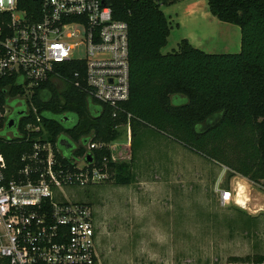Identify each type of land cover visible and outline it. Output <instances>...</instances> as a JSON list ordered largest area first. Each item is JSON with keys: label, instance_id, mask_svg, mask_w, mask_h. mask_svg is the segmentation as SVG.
I'll list each match as a JSON object with an SVG mask.
<instances>
[{"label": "trees", "instance_id": "obj_1", "mask_svg": "<svg viewBox=\"0 0 264 264\" xmlns=\"http://www.w3.org/2000/svg\"><path fill=\"white\" fill-rule=\"evenodd\" d=\"M176 1L108 0L113 17L128 26L129 96L121 102L122 110L113 116L108 105L89 97L83 61L57 63L52 75L26 100L30 113L18 116L19 134L0 138L9 175H18L24 165L22 155L32 151L37 133L26 132L24 126L35 122L34 106L40 117L36 123L47 129L52 143L58 177L75 171L73 158L84 152L81 142L88 137L100 145L90 151L89 168L102 173L117 169L109 145L118 126L128 124L132 138L149 128L264 185V0H206L213 16L239 27L238 52L208 53L182 38L177 49L163 53L171 26L161 6ZM17 6L31 15L40 3L20 0ZM54 78L61 81L60 89ZM2 81L13 84L15 78ZM16 93L22 90L11 86L10 94ZM209 120L213 122L204 126ZM62 138L69 149L59 144ZM228 263L263 264L264 254L232 257Z\"/></svg>", "mask_w": 264, "mask_h": 264}, {"label": "rangeland", "instance_id": "obj_2", "mask_svg": "<svg viewBox=\"0 0 264 264\" xmlns=\"http://www.w3.org/2000/svg\"><path fill=\"white\" fill-rule=\"evenodd\" d=\"M161 10L171 26L163 53L182 38L208 53L240 50L239 27L213 16L206 0H178ZM53 83L62 87L58 78ZM109 148L117 169L95 183L55 190L90 203L100 264H230L232 257L264 254V185L149 128L132 138L119 125ZM76 161L82 166L81 157ZM237 185L247 195L245 207L221 204L218 189Z\"/></svg>", "mask_w": 264, "mask_h": 264}, {"label": "built area", "instance_id": "obj_3", "mask_svg": "<svg viewBox=\"0 0 264 264\" xmlns=\"http://www.w3.org/2000/svg\"><path fill=\"white\" fill-rule=\"evenodd\" d=\"M18 2L0 0V138L9 137L4 133L11 129L12 108L19 103L26 107L19 115L30 113L25 104L35 88L57 63L71 59L85 64L89 97L116 116L129 96L128 26L113 17L108 0H39L31 15ZM7 76L15 78L13 84L2 81ZM13 85L22 93L11 95ZM31 108L35 122L26 123L24 130L37 134L32 151L22 155L18 175L7 173L0 153V264H100L91 205L55 193L61 185L95 183L105 176L86 160L100 145L90 137L81 142L84 152L73 158L75 171L58 177L47 129L36 123L40 117ZM14 130L12 137L19 134ZM218 191L221 204L245 207L248 198L239 185Z\"/></svg>", "mask_w": 264, "mask_h": 264}, {"label": "water", "instance_id": "obj_4", "mask_svg": "<svg viewBox=\"0 0 264 264\" xmlns=\"http://www.w3.org/2000/svg\"><path fill=\"white\" fill-rule=\"evenodd\" d=\"M12 123H13V120L10 119V120L8 121V126L10 127V126L12 125ZM59 144H60L61 146H63L64 148L70 147L69 142H68L66 139H64V138L60 139ZM87 161H88V162L91 161V156H90L89 154L87 155Z\"/></svg>", "mask_w": 264, "mask_h": 264}, {"label": "flooded vegetation", "instance_id": "obj_5", "mask_svg": "<svg viewBox=\"0 0 264 264\" xmlns=\"http://www.w3.org/2000/svg\"><path fill=\"white\" fill-rule=\"evenodd\" d=\"M15 110H16L15 107H13L12 110H11V113H10V116H9V120L12 119L13 123L8 128H12V127L15 128L16 125H17V119H18L19 113L17 114V112Z\"/></svg>", "mask_w": 264, "mask_h": 264}, {"label": "crops", "instance_id": "obj_6", "mask_svg": "<svg viewBox=\"0 0 264 264\" xmlns=\"http://www.w3.org/2000/svg\"><path fill=\"white\" fill-rule=\"evenodd\" d=\"M177 14V13H176ZM168 21H169V19H168ZM224 168V167H223ZM238 176H241V175H239V174H237ZM241 178H243V179H245V180H247L248 182H250L248 179H246L245 177H243V176H241ZM263 183H264V180L262 181ZM247 196V195H246Z\"/></svg>", "mask_w": 264, "mask_h": 264}]
</instances>
